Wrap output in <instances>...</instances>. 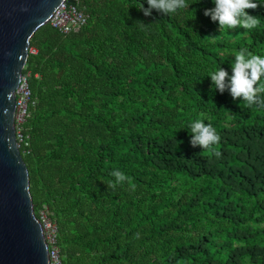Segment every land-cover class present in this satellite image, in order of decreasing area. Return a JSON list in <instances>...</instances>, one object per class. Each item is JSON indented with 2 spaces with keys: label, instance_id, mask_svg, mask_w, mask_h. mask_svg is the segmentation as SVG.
<instances>
[{
  "label": "trees",
  "instance_id": "obj_1",
  "mask_svg": "<svg viewBox=\"0 0 264 264\" xmlns=\"http://www.w3.org/2000/svg\"><path fill=\"white\" fill-rule=\"evenodd\" d=\"M67 1L86 14L77 30L45 22L29 38L19 146L59 264H264V107L209 77L231 76L241 48L264 57V0L245 10L256 27L221 31L212 0L150 16L147 0ZM197 119L220 136L211 150L190 144ZM115 170L129 179L108 188Z\"/></svg>",
  "mask_w": 264,
  "mask_h": 264
},
{
  "label": "water",
  "instance_id": "obj_2",
  "mask_svg": "<svg viewBox=\"0 0 264 264\" xmlns=\"http://www.w3.org/2000/svg\"><path fill=\"white\" fill-rule=\"evenodd\" d=\"M62 0H0V264H49L13 128L29 38Z\"/></svg>",
  "mask_w": 264,
  "mask_h": 264
},
{
  "label": "clouds",
  "instance_id": "obj_3",
  "mask_svg": "<svg viewBox=\"0 0 264 264\" xmlns=\"http://www.w3.org/2000/svg\"><path fill=\"white\" fill-rule=\"evenodd\" d=\"M198 2V0H197ZM215 5L212 8L205 9L204 15L210 17L211 21L218 23L219 31L222 29L242 27L243 29H252L259 23V17L249 15L246 9L255 10L260 3L257 0H212ZM148 7L145 8L143 3L137 8L145 16H150L152 10H156L162 15L175 14L178 11L189 10L187 0H147ZM192 20H195V10H191ZM137 24L144 29L146 25L142 21ZM210 38V37H204ZM235 61L230 64L232 75L219 67L209 74L212 87L220 93L227 90L232 99L241 98L247 106L251 107L254 103L264 107V99L259 93L264 90V57L253 55L247 48H241L234 53ZM190 144L192 147L199 146L201 149L211 150L212 145L217 144L220 136L216 129L210 124H205L202 119L194 120L190 125ZM178 143V142H177ZM219 156V151L215 152ZM113 180L106 184L108 188H115L129 178L119 170L110 173Z\"/></svg>",
  "mask_w": 264,
  "mask_h": 264
},
{
  "label": "built area",
  "instance_id": "obj_4",
  "mask_svg": "<svg viewBox=\"0 0 264 264\" xmlns=\"http://www.w3.org/2000/svg\"><path fill=\"white\" fill-rule=\"evenodd\" d=\"M86 19V14L79 10L73 2L62 0L59 2L48 18V23L62 33L77 30ZM29 52H35L33 46H28ZM25 67L23 65L22 69ZM30 71L26 69L21 71L17 85L14 88V110H13V128L17 146L25 149L28 144V133L23 124L29 115V107L34 104L31 97L28 84ZM36 217L39 221L43 238L47 244L49 264H59L58 249L55 244L56 224L46 211V205L42 204L36 210Z\"/></svg>",
  "mask_w": 264,
  "mask_h": 264
}]
</instances>
